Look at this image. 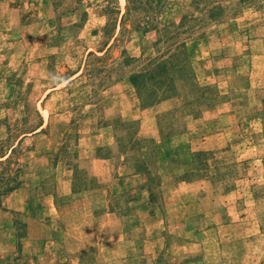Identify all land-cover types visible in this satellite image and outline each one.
Here are the masks:
<instances>
[{
	"label": "rangeland",
	"instance_id": "1",
	"mask_svg": "<svg viewBox=\"0 0 264 264\" xmlns=\"http://www.w3.org/2000/svg\"><path fill=\"white\" fill-rule=\"evenodd\" d=\"M0 264H264V0H0Z\"/></svg>",
	"mask_w": 264,
	"mask_h": 264
},
{
	"label": "trees",
	"instance_id": "2",
	"mask_svg": "<svg viewBox=\"0 0 264 264\" xmlns=\"http://www.w3.org/2000/svg\"><path fill=\"white\" fill-rule=\"evenodd\" d=\"M133 83H135V79H132Z\"/></svg>",
	"mask_w": 264,
	"mask_h": 264
}]
</instances>
